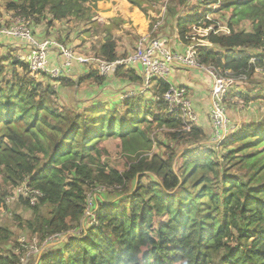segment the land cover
Returning a JSON list of instances; mask_svg holds the SVG:
<instances>
[{
  "label": "trees",
  "instance_id": "1",
  "mask_svg": "<svg viewBox=\"0 0 264 264\" xmlns=\"http://www.w3.org/2000/svg\"><path fill=\"white\" fill-rule=\"evenodd\" d=\"M136 1L140 0L130 2ZM216 1L203 0V3ZM95 2L96 0H22L12 4V7L15 13L25 18L50 13L52 18L46 21L49 26L54 20L64 21L70 15L88 11L93 4L95 6ZM184 2L185 0H179L181 4ZM217 4L222 8L232 7L227 24L225 23L229 33L209 34L207 38L212 46L199 48L201 64H211L226 78L244 76L246 80L250 74H256L255 68L264 61V0L229 3L218 0ZM207 11L204 7L193 18H177L174 25L177 38L186 42L185 35L191 29V26L186 25L187 22L205 19ZM167 14L173 17L176 12L169 10ZM242 20L252 23L250 31L234 29L233 25ZM114 47L115 43L107 35L101 49L92 55L113 60L118 57ZM249 50L255 51L253 55ZM252 56L258 58L254 63L249 61ZM21 66L26 68L25 63H21ZM88 67L90 66L85 69ZM93 69L87 70L88 74L84 79L91 80L95 85L103 83L104 77ZM125 69H128L127 72L115 67L111 74L141 81L134 72L135 68ZM2 70L4 68L0 66V74ZM82 79L74 81L61 77L54 82L61 87L72 88L78 86ZM15 83L16 81L7 84L5 89L0 86V178L10 180L13 187L28 180L29 186L42 192L41 200L50 203L52 209L47 216L39 217L38 226L45 236H51L66 231L83 213L86 196L80 179L86 176L85 160L91 158L85 151L87 148L94 149L95 144L90 142L86 145V141L98 138L104 131L120 138L133 136L139 131L137 123L145 122L146 118H142L139 111L130 109L129 102H124L128 114L120 120L111 118L109 124L101 122L97 131L94 129L97 125L91 124L92 129L86 124L88 116L85 112L65 111L46 104L47 97L53 93V86H47L46 90L38 92L37 87L29 86V81ZM154 87L160 95L167 83L158 80ZM228 95L234 97L229 91ZM156 103H153L154 107L151 105L155 111H159L153 115L155 121L169 127L178 125L180 129V119L167 115L163 103ZM104 107L112 108L111 105ZM40 111L47 120L54 121L55 128L59 131L60 136L51 142H45L34 132L32 136H27L24 130H18L12 125L14 121H22L24 129H31ZM29 118L31 122L27 124ZM98 121H101V117ZM195 126L197 124L192 125L188 132ZM239 128L228 142L253 136L249 140L252 145L248 148H251L260 143V135L261 142H264V123H251ZM180 132L171 135L179 139ZM90 133H93V138ZM76 136H81L78 149L73 147ZM69 141L70 145L66 149L62 148ZM263 151L242 157L249 161L252 169H256L250 174L248 181L224 180L222 197L214 191L205 175L198 177L195 174L199 170L213 169L215 164L209 150L201 151L196 148L184 152L179 174L173 172L170 163L155 164L158 172L156 181L149 186L140 187L121 208L113 205L99 207L95 216L99 222L98 227L87 230L84 236L69 237L62 245L64 247L44 254L40 263L214 264L213 256L223 249L218 264H264V189L251 184L259 176L257 172L262 167L259 161L264 156ZM142 166V161L133 164L124 175L103 166L98 170V177L120 184L125 179L135 178ZM193 176H197V182L188 189L186 184ZM216 212H221L222 220L215 215ZM36 213L39 214V211ZM0 232L6 236L1 229ZM111 235L114 236L113 240ZM3 261L14 263L7 258Z\"/></svg>",
  "mask_w": 264,
  "mask_h": 264
},
{
  "label": "rangeland",
  "instance_id": "2",
  "mask_svg": "<svg viewBox=\"0 0 264 264\" xmlns=\"http://www.w3.org/2000/svg\"><path fill=\"white\" fill-rule=\"evenodd\" d=\"M103 1L104 0H96L95 6L93 4L92 8L88 11L83 10L76 15H70V17H68L69 19H65L64 21H53L49 26L46 25V21L52 18V16L48 12L35 16L32 15V17L27 18L22 15L20 16L24 18L25 21H28L32 33L36 34L38 37H52L58 42L71 47L75 52L78 48L82 53L92 54L98 53L97 51L101 49L102 42L106 39L107 35L115 42L108 30H113L114 27H116V32L123 33L126 27L123 26L125 21L128 19L132 20L136 15H150V30L157 18L156 15L160 14L158 16L164 18L156 34L164 35L162 31L163 28H165L170 35L175 32L173 24L175 23L176 25L177 18H193V16L199 15L204 7L208 9L206 15H209L211 20L201 19L199 22L198 20L187 22L186 25L188 27L191 26L189 32L192 31V26L203 27L205 22L213 25L217 23L226 25L232 10V7H219L217 4L218 0L205 4L203 0H185L184 4L179 3V0L136 1L140 4L130 2L131 0H123V4H119V0L113 3L105 2L102 4L101 2ZM234 1L245 0H220L222 3ZM20 2H22V0H0V18L6 20L8 24L13 17L19 15L14 12L12 4ZM113 4L117 6H113ZM128 8L134 9L131 11ZM126 9H128L127 15L125 14ZM149 10L155 13V15L148 12ZM169 10L172 12L175 11L177 16H170V18L167 14ZM121 21L123 23L119 26ZM233 27L235 30L244 29L250 31L252 23L249 20H242L234 24ZM34 34L33 36L35 37ZM78 37L81 39L80 42L77 43L75 40ZM196 37L201 38L202 36L196 34ZM136 38L137 36L135 35L130 49L134 48L133 44ZM2 46L5 47V45ZM253 52L255 51L249 50L251 55H253ZM121 54L122 53H119V55ZM5 55H8V52H4L0 49V66L4 68L0 74L1 88L5 89L7 84L11 82L14 83L15 81V84H23L29 81V86L37 87L38 92L46 90L48 88L47 86H53V93L47 97L46 104L49 107L63 108L65 111L85 112L88 116L86 124L90 127H92L91 124L97 125L94 127L97 131L101 126L99 125L101 122L109 124L111 118L113 120H115V118L120 120L128 114L124 102H129V108L133 111H139V114L142 115L141 117L143 118L144 116L146 121L137 123L139 128L137 134L133 136L127 135L124 138H120L119 136L105 131L100 134L98 138H93V133H90L93 139L87 140L86 145L90 142H92V145L95 143L94 149L87 148V151H85L87 155H91V158L85 160L87 165L86 176L81 175L82 177L80 179V184L86 196L84 210L78 221L71 224L72 226L66 231L51 236H45L38 226L39 217L42 218L47 216L48 212L52 209V205L43 202V200H41L42 197L36 199L35 203L29 202L30 200L24 196H16L13 199L9 198L11 193L13 194L16 192V186L21 183H17V185L13 187L10 180H3V178H0V229L6 234V236L0 234V256H2V259L0 258V264H11L3 261L6 258L8 261L14 262L13 264H19L22 250L27 246L35 247V252L32 253L29 262L31 264H41L40 259L44 254L55 248L64 247L62 245L65 244L69 237L84 236L87 230L98 227L99 222L95 216L99 207L113 205L121 208L123 204L129 202V196L140 187L149 186L156 181L158 172L155 170V164L157 165L160 162H164V164L170 163L169 165H171L173 172L179 174L182 166L181 158L187 150L197 148L201 151L209 150L212 152V160L215 164L213 169L208 171L199 170L195 174H197L198 177L200 175H205L211 187L214 191L218 192L221 197L223 196L222 194H224V189L222 190L223 186H225L223 184L224 180L241 179L242 181H248L250 174L255 171L256 168L252 169L249 161L243 160L242 157L264 150V142H261V135L259 136L260 139H258L260 143H256V145L254 143L255 146L251 148H248L252 145V142L249 143V140L253 138V136L228 142V139L240 130L239 127L251 123H264V88L255 91L256 86L261 84L259 82L257 83V80H262V84L264 85V74H250L248 79L243 81L242 87L239 85L241 93L232 91L233 93L231 94H233L234 97H230L227 94L224 107L229 120L231 135L230 138L220 144H216L212 140L213 127L208 118L209 116L205 117L210 121L207 129L200 127V119L198 116V121L196 122L198 125L190 132L180 130L178 125L169 127L168 125L156 122L152 114L154 111H150V105L154 107L156 97L159 95L158 90H156L154 85L146 88L142 79L136 82L135 80H131V78H121L118 75L111 74L103 76L104 82L99 85H95L91 80H84L77 87L65 88L61 87L59 84H55L54 81L56 80L45 75H30L27 68L21 66V61L16 59L17 55L13 54L15 57ZM207 65L211 64H206V66ZM119 69L125 72L128 70L124 67H119ZM88 70L91 71L94 69L88 67ZM258 75L260 77H258ZM170 78L171 76H169V80ZM131 81L136 84L139 83L141 85L140 88L131 87L129 84ZM236 82L237 81H234L230 87L237 86ZM243 90L248 91V94H250V92H253V94L258 92L261 95L251 98V93L250 96L246 97L243 95L244 93H242ZM106 105H111L112 108H105L104 106ZM209 110L208 106V114ZM100 117L101 121H98ZM93 121H98V123ZM30 122L31 118L28 119L27 124ZM12 125L18 130H24L27 136H32V132H34L45 142H51L52 139H57V137L60 136L58 129L55 128L54 121L50 119L47 120L43 116L42 111L38 114L37 121L31 129H24L22 121H14ZM105 130H107V127H105ZM179 131H181V135L178 136L179 139L172 137L171 133H178ZM145 140H148V142H145ZM69 145L70 141L69 143H64L62 148L66 149ZM80 145L81 136H76L73 142L74 149H78ZM262 154L264 155V151ZM140 161L143 162V166L136 177L130 180L125 179L120 184L111 183L98 177V170L103 166H106V169H115L120 175H124L131 165ZM259 164H262L261 169L257 172L259 176L251 184L254 187L264 189V156L260 159ZM66 175L67 173L65 176ZM197 176H193V178L187 182L186 187L188 189H191V186L197 182L195 181ZM78 178H80V176H78ZM29 189H31L30 186ZM87 198L92 199L91 204H89ZM2 204L3 206H1ZM37 211H39V214L36 213ZM215 215L221 220L223 219L221 212H216ZM80 229L84 232L80 235H74V233L79 232ZM22 235L23 237H20ZM34 238H36L37 241L34 242ZM110 238L113 240L114 236L111 235ZM21 239H23V241H21ZM233 244H235V242ZM223 252V249H221L218 254L213 256L214 264H218L219 258Z\"/></svg>",
  "mask_w": 264,
  "mask_h": 264
},
{
  "label": "built area",
  "instance_id": "3",
  "mask_svg": "<svg viewBox=\"0 0 264 264\" xmlns=\"http://www.w3.org/2000/svg\"><path fill=\"white\" fill-rule=\"evenodd\" d=\"M158 15H156L157 18L150 30L137 38L133 50L125 56H119L113 60L76 53L71 47L53 38L36 39L28 21H25L20 15L13 17L8 24L6 20L0 18V37L10 38L26 48L24 53L17 54L16 59L26 64V68L32 76L45 75L53 80L61 77L68 78L76 65L95 68L101 76L110 75L115 67H131L140 70L146 88L153 86L158 80L166 82L167 87L156 97L155 101L163 103L167 115H174V117L179 118L180 129L185 131H189L192 125L196 124L198 115L192 106L187 88L171 83L169 76L175 66L202 70L211 80L209 117L213 127L212 140L216 144H220L230 138L231 135L229 120L224 107L225 97L230 85L234 81L240 84L244 83L245 77L226 78L220 75L215 67L202 65L199 48L211 46L212 43L207 38L210 33L228 34L229 29L220 23L207 24L203 27L192 26V31L185 35L188 43L184 45V50L177 51L170 47L169 36L156 34L164 18ZM205 19L211 20V17L205 15ZM196 34L202 37L197 38ZM52 51H54L53 59L50 58ZM257 59V56H252L249 61L254 63ZM255 72L264 73V61L261 66L255 68ZM16 196H24L30 200L29 202L35 203L36 199L42 197V192L32 187L29 189V181L24 180L16 187V192L10 194L9 198L13 199ZM88 202L91 204L92 199H88ZM82 232L84 231L80 229L74 235H80ZM33 241H37L36 238ZM34 252V246L25 247L19 258V264H31L29 260Z\"/></svg>",
  "mask_w": 264,
  "mask_h": 264
},
{
  "label": "crops",
  "instance_id": "4",
  "mask_svg": "<svg viewBox=\"0 0 264 264\" xmlns=\"http://www.w3.org/2000/svg\"><path fill=\"white\" fill-rule=\"evenodd\" d=\"M105 2L113 3V2H116V0H104L101 3L103 4ZM123 3H124L123 0H119V4H123ZM113 6H117V5L113 4ZM128 9L132 11L134 8H128ZM128 9L125 10L126 15L128 13ZM148 12H151L152 14L155 15V13H153L151 10H149ZM122 23L123 22L121 21L119 26ZM149 23H150V15L145 16L143 14H140V15H136L132 20L128 19L127 21H125L123 26H126V27H125L123 33L116 32L115 31L116 27H114L113 30H108V32H110L112 35V39H114V41H115L114 42L115 43L114 49L117 52L118 57L120 56L119 53H122L121 55H126L129 52H131L132 49H130V45L133 43V37L136 35L138 38L140 35L145 34L149 30V27H150ZM174 25H175V23L173 24V29L175 28ZM174 31H175V29H174ZM162 33L164 35L170 37V42H169L170 47L177 50V51H183L184 45L186 43H188L187 41L185 42L184 40L178 39L176 31L173 32V34L169 35L168 30L167 29L165 30V28H163ZM34 35L39 40H42V39L47 37V36H43L40 38L36 34H34ZM81 37H82V35H81ZM137 38H136V40H137ZM80 39L81 38L78 37V38H76L75 41L78 43V42H80ZM136 40L134 41V44H135ZM103 42H104V40H103ZM134 44H133V47H134ZM2 45H5V47H3ZM0 49H2V51H4V52H6V51L8 52V55H5V56H13V57H15L13 54L17 55L20 53H24L26 51V48L24 46H22L21 44H19L17 41H14L10 38H5L3 36L0 37ZM13 50L16 52H14ZM76 52L79 54H82V55H87V56L94 54V53H92V54L91 53H89V54L82 53L78 48H77ZM53 57H54V51H52L51 55H50V58L53 59ZM21 63H23V62H21ZM84 66L85 65H76L73 68L71 75L68 76V78H70L74 81H78L79 79L83 78L81 82L86 80L84 78L88 74V72H87L88 69H85V67H87V66H85V67ZM134 72L137 76L140 77V79H142L141 72L139 69L135 68ZM263 74L264 73H259V75H263ZM259 75H258V77H260ZM170 76H171V78H170L171 83L179 85V86H185L187 88L188 93H189V97H190L191 102H192V106H193L196 114L199 116L200 127L203 129H207V126H209V124H210V121H208V118L210 119V117H208L209 116V114H208L209 94H210V86H211L210 78L206 74H204L202 70L190 69V68H186L184 66H175V68L171 72ZM133 81L129 82L130 86L140 88L141 85L139 83L136 84ZM88 82H90V81H88ZM258 82L261 84L256 86L255 91H258V89L264 88V85L262 84L263 81L259 79V80H257V83ZM236 84H237V86H232L234 88L230 87L229 91L231 93H233L232 91H237V92L241 93L240 86L242 87L243 84H240L239 82H236ZM90 86H91V84H90ZM84 93H86V92H84ZM242 93H244L243 95L246 97L250 96V94L252 93L251 98H255L258 95H261L258 92L254 93V94H253V92H250V94H248V91H246V90H243ZM150 111H154V112H152L153 115L155 114V112L156 113L159 112L157 109L155 111L154 108L151 107V105H150ZM205 117H208V118H205ZM243 117H244V115H243Z\"/></svg>",
  "mask_w": 264,
  "mask_h": 264
}]
</instances>
